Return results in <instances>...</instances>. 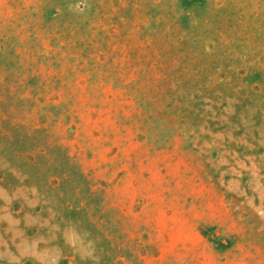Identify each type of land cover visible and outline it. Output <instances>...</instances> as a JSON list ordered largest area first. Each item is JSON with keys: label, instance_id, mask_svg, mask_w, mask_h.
Returning a JSON list of instances; mask_svg holds the SVG:
<instances>
[{"label": "rangeland", "instance_id": "374dc122", "mask_svg": "<svg viewBox=\"0 0 264 264\" xmlns=\"http://www.w3.org/2000/svg\"><path fill=\"white\" fill-rule=\"evenodd\" d=\"M0 264H264V0H0Z\"/></svg>", "mask_w": 264, "mask_h": 264}]
</instances>
